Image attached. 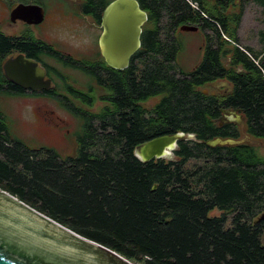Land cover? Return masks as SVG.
I'll list each match as a JSON object with an SVG mask.
<instances>
[{"label": "trees", "instance_id": "1", "mask_svg": "<svg viewBox=\"0 0 264 264\" xmlns=\"http://www.w3.org/2000/svg\"><path fill=\"white\" fill-rule=\"evenodd\" d=\"M111 1L82 0L96 23ZM136 1L148 16L141 46L123 71L101 58L94 75L104 105L72 110L81 121L76 154L39 148L40 167L7 180L19 185L7 189L133 264H264V155L249 143L205 145L242 135L264 142V51L243 47L237 34L246 0ZM252 1L264 12V0ZM183 25L211 32L188 73L176 64ZM25 42L34 44L0 32V96L11 95L2 65ZM217 82L227 85L203 90ZM222 110L240 114L241 123L224 121ZM8 126L0 108V152L13 138ZM177 133L194 139L178 141L171 159L134 155L138 145ZM6 164L0 161L1 176ZM214 210L220 214L210 216Z\"/></svg>", "mask_w": 264, "mask_h": 264}, {"label": "water", "instance_id": "2", "mask_svg": "<svg viewBox=\"0 0 264 264\" xmlns=\"http://www.w3.org/2000/svg\"><path fill=\"white\" fill-rule=\"evenodd\" d=\"M2 1V0H0ZM44 10L38 4H18L10 13V21L39 24ZM147 13L136 0H112L104 8L98 38L100 55L111 69L123 71L141 46L142 27ZM196 26L183 25L181 32H195ZM5 78L26 89L50 87L37 62L20 54L3 64ZM224 121L241 123L235 111L222 110ZM194 136L177 133L148 140L134 149L141 162L169 158L177 142L193 140ZM241 139L215 138L205 142L208 147L249 143ZM0 264H133L108 248L90 241L46 215L36 211L14 196L0 190Z\"/></svg>", "mask_w": 264, "mask_h": 264}, {"label": "flooded vegetation", "instance_id": "3", "mask_svg": "<svg viewBox=\"0 0 264 264\" xmlns=\"http://www.w3.org/2000/svg\"><path fill=\"white\" fill-rule=\"evenodd\" d=\"M3 1L4 0L0 1V3ZM8 1L10 3L17 1L23 4H30V2H24V0ZM54 1L56 2V7L58 10L57 13L59 17L61 19H69L73 22L71 28H69L71 33L70 37L72 38V42L69 43V47L67 46V39L64 40L62 38H58L52 32L44 33L47 34L49 38L44 34L42 38V35L37 36L34 33V31L39 32V30H42V28H46L47 26L48 15L45 5L42 2L32 3L42 6L44 10L42 22L39 24H27L19 20L11 22L9 18L10 25H16L19 23L23 26V30L17 31L15 35H8L9 37L13 38H24L28 41H34V44L25 42V45L23 46L25 51L15 50L8 56L7 59L15 58L16 56L22 54L27 59L37 62L38 66L44 71L45 80L50 81V87L48 89L34 91L20 87L8 80V85L6 87L8 88L12 97L47 99L57 104H63V107L69 105L71 99L74 98V100L79 102L81 106L86 108V111L84 112L90 113V109L95 108V100H98L95 99V97L100 91V86H98L96 82V75L94 74H98L97 71L103 67L101 61L102 57L100 55L98 46V38L102 31L100 22L96 23L92 16L88 12H85V7L82 0ZM15 7H12L9 11V17L11 11ZM62 42H65L67 45ZM90 45H92L91 49ZM104 70L107 71L106 69ZM66 71L77 72L79 76L81 78H85V80L79 81L78 79L69 75ZM69 109L74 110V108ZM77 110H79V108ZM73 114L76 115V112ZM75 117L80 119L78 115ZM45 121L47 120L45 119ZM62 121L63 120L57 116L49 120V122L46 123L47 126H50L48 127V131L52 135L55 134V130H58L59 128V122ZM8 127L13 138L2 141V144H4L9 149L0 152V161H2L4 164L7 163L5 166H2L6 171L5 175H0V182L3 185L2 187L0 186V190L8 193L11 196H14L19 200L20 197L18 195L9 192L7 189L10 187H13V189H18L19 185H16V183L14 186L8 185L7 180H11L13 177L16 179L23 177L25 172H31V174H33L40 167L37 166L38 162L44 161L43 157L45 156V151L41 152L39 151V148L45 147L52 149L57 154L58 152L48 145H40L39 147L34 148L30 147L12 132L10 126ZM63 129L64 128H61L62 136H69L70 138H73V142H76L77 134L72 137L70 129H65L62 131ZM18 142H21L22 146L27 147V149H16ZM59 157L62 158L60 155ZM15 162L21 163V165H17Z\"/></svg>", "mask_w": 264, "mask_h": 264}, {"label": "rangeland", "instance_id": "4", "mask_svg": "<svg viewBox=\"0 0 264 264\" xmlns=\"http://www.w3.org/2000/svg\"><path fill=\"white\" fill-rule=\"evenodd\" d=\"M36 1V0H34ZM44 5L48 15L47 26L42 28L39 32L34 31L37 36L43 38V34L46 32L54 33L58 38L67 39V44L72 42L70 37L72 21L69 19H61L57 13L56 2L54 0H40ZM26 2L34 3L32 0H26ZM21 2L10 3L8 0H4L0 3V32L7 35H15L17 31H22L23 26L19 23L16 25L9 24V11L12 7L17 6ZM196 6L195 4H191ZM178 32V33H177ZM177 39L179 42L180 50L176 58V64L180 70L184 73L190 72L200 61L203 51V35H211V32L205 30L204 32L197 30L195 32H181L177 30ZM238 38L241 45L244 47L249 46L258 52L264 51V12L260 6L254 4L252 0H246V6L244 8L243 17L238 29ZM48 37L47 34H44ZM49 38V37H48ZM92 45H90V49ZM72 77L79 81L85 80L81 78L77 72L66 71ZM225 82H217L213 85L206 86L203 90L205 92H216L219 88L226 87ZM101 92L97 93L95 97V108H91V112H97L104 105L102 100H99ZM71 98V97H70ZM158 98L152 99L146 103V106H152ZM99 101V103H98ZM0 108L6 117L7 123L12 132L22 139L30 147H39L40 145H48L57 150L58 154L62 157L73 156L76 154V142H73V138L63 137L61 128L70 129L71 136L79 132L81 121L76 118L69 108L78 109L79 111H86V108L81 106L79 102L71 99L69 105L63 107V104H57L47 99L36 98H17L11 95L0 96ZM52 111V112H51ZM59 117L62 122H59L58 130H55V134H51L48 131L46 123L52 118ZM45 119L47 121H45ZM225 120V119H224ZM243 138V135H242ZM249 144L255 147L260 155H264V142L254 138H250ZM171 155L167 159H171ZM219 211L214 210L210 213V216H218Z\"/></svg>", "mask_w": 264, "mask_h": 264}, {"label": "built area", "instance_id": "5", "mask_svg": "<svg viewBox=\"0 0 264 264\" xmlns=\"http://www.w3.org/2000/svg\"><path fill=\"white\" fill-rule=\"evenodd\" d=\"M193 7H195V6L193 5Z\"/></svg>", "mask_w": 264, "mask_h": 264}]
</instances>
